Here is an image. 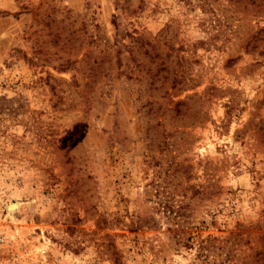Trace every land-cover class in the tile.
<instances>
[{"label":"rangeland","instance_id":"obj_1","mask_svg":"<svg viewBox=\"0 0 264 264\" xmlns=\"http://www.w3.org/2000/svg\"><path fill=\"white\" fill-rule=\"evenodd\" d=\"M0 264H264V0H0Z\"/></svg>","mask_w":264,"mask_h":264},{"label":"trees","instance_id":"obj_2","mask_svg":"<svg viewBox=\"0 0 264 264\" xmlns=\"http://www.w3.org/2000/svg\"><path fill=\"white\" fill-rule=\"evenodd\" d=\"M185 240L190 241V237L185 238Z\"/></svg>","mask_w":264,"mask_h":264},{"label":"bare ground","instance_id":"obj_3","mask_svg":"<svg viewBox=\"0 0 264 264\" xmlns=\"http://www.w3.org/2000/svg\"><path fill=\"white\" fill-rule=\"evenodd\" d=\"M14 206H16V205H13V206H11V207H14Z\"/></svg>","mask_w":264,"mask_h":264}]
</instances>
